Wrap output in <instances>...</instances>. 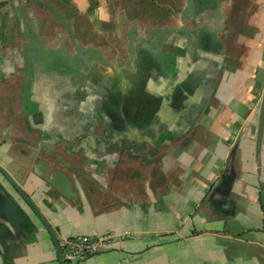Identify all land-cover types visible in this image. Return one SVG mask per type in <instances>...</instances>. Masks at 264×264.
<instances>
[{
	"label": "crops",
	"instance_id": "0c3cea01",
	"mask_svg": "<svg viewBox=\"0 0 264 264\" xmlns=\"http://www.w3.org/2000/svg\"><path fill=\"white\" fill-rule=\"evenodd\" d=\"M263 95L264 0H0V164L122 235L70 264H264ZM29 214L0 264H61Z\"/></svg>",
	"mask_w": 264,
	"mask_h": 264
},
{
	"label": "water",
	"instance_id": "95a60500",
	"mask_svg": "<svg viewBox=\"0 0 264 264\" xmlns=\"http://www.w3.org/2000/svg\"><path fill=\"white\" fill-rule=\"evenodd\" d=\"M260 131H262L264 125V95L261 103L260 110ZM78 171V170H77ZM82 171H79L81 173ZM0 173L11 184L15 191H8V193L0 192V217L9 225L15 233L22 232L23 227L28 226L29 211L26 205L31 209L33 214L38 217L43 226L47 229L51 236L60 259L61 264H66V257L64 250L60 244V241L55 233V230L41 212L39 207L29 196V194L23 189V187L17 182L12 174L0 164Z\"/></svg>",
	"mask_w": 264,
	"mask_h": 264
},
{
	"label": "built area",
	"instance_id": "2783aa9c",
	"mask_svg": "<svg viewBox=\"0 0 264 264\" xmlns=\"http://www.w3.org/2000/svg\"><path fill=\"white\" fill-rule=\"evenodd\" d=\"M115 232L106 231L94 236L81 235L63 239L60 244L67 257L71 259H83L91 254L96 253L104 247L114 245L119 237Z\"/></svg>",
	"mask_w": 264,
	"mask_h": 264
},
{
	"label": "flooded vegetation",
	"instance_id": "af4514ba",
	"mask_svg": "<svg viewBox=\"0 0 264 264\" xmlns=\"http://www.w3.org/2000/svg\"><path fill=\"white\" fill-rule=\"evenodd\" d=\"M4 177V176H3ZM4 179H5V177H4ZM5 181H7L6 179H5ZM6 183H8V186H10L11 187V190L12 191H15L14 189H13V187L11 186V184L7 181ZM0 190H1V193H8V190L7 189H5V187H3V185L0 183Z\"/></svg>",
	"mask_w": 264,
	"mask_h": 264
},
{
	"label": "rangeland",
	"instance_id": "374dc122",
	"mask_svg": "<svg viewBox=\"0 0 264 264\" xmlns=\"http://www.w3.org/2000/svg\"><path fill=\"white\" fill-rule=\"evenodd\" d=\"M115 10L118 11V5L115 7ZM113 38V37H112ZM114 40V39H113ZM26 208L28 209L29 212H32L31 209L26 205Z\"/></svg>",
	"mask_w": 264,
	"mask_h": 264
},
{
	"label": "trees",
	"instance_id": "16d2710c",
	"mask_svg": "<svg viewBox=\"0 0 264 264\" xmlns=\"http://www.w3.org/2000/svg\"><path fill=\"white\" fill-rule=\"evenodd\" d=\"M0 192H1V190H0ZM66 264H70L68 260L66 261Z\"/></svg>",
	"mask_w": 264,
	"mask_h": 264
}]
</instances>
